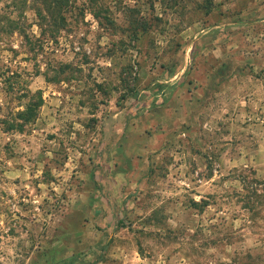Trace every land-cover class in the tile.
I'll list each match as a JSON object with an SVG mask.
<instances>
[{
    "label": "rangeland",
    "instance_id": "1",
    "mask_svg": "<svg viewBox=\"0 0 264 264\" xmlns=\"http://www.w3.org/2000/svg\"><path fill=\"white\" fill-rule=\"evenodd\" d=\"M30 1L0 0V264H264V0H73L55 38Z\"/></svg>",
    "mask_w": 264,
    "mask_h": 264
},
{
    "label": "trees",
    "instance_id": "2",
    "mask_svg": "<svg viewBox=\"0 0 264 264\" xmlns=\"http://www.w3.org/2000/svg\"><path fill=\"white\" fill-rule=\"evenodd\" d=\"M73 0H31L29 5L35 11L38 19V26L44 32V34L49 31L52 35L51 37H56L61 30L65 29L67 24V13L70 12ZM89 5V10L92 12L94 19H100L102 15V10L97 9V0H84ZM14 4L20 5L25 9L28 5V0H14ZM209 14L213 8V0H205L202 6ZM135 93L132 91L130 95ZM35 101L27 104L24 111L19 113V119L22 121L17 125H10L12 131H24L27 124L36 121L39 110L43 106V99L41 92H37L34 96Z\"/></svg>",
    "mask_w": 264,
    "mask_h": 264
}]
</instances>
